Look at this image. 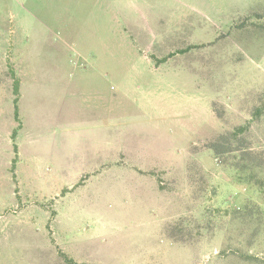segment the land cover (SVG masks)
Segmentation results:
<instances>
[{
    "label": "rangeland",
    "instance_id": "1",
    "mask_svg": "<svg viewBox=\"0 0 264 264\" xmlns=\"http://www.w3.org/2000/svg\"><path fill=\"white\" fill-rule=\"evenodd\" d=\"M263 177L264 0H0V264H264Z\"/></svg>",
    "mask_w": 264,
    "mask_h": 264
},
{
    "label": "crops",
    "instance_id": "2",
    "mask_svg": "<svg viewBox=\"0 0 264 264\" xmlns=\"http://www.w3.org/2000/svg\"><path fill=\"white\" fill-rule=\"evenodd\" d=\"M22 89V87H20V90ZM19 102H20V97L19 98H17V103H16V105H15V118H16V120H18V116H19V113H18V109H19V106H18V104H19ZM17 106V107H16ZM64 120H65V122L68 124L69 123V125H70V130H71V126L76 130V128H78L79 127V123L77 122V121H79L78 120V116H77V114L74 112V110L72 111V109L70 108L69 109V105H68V109L66 108V112H64ZM78 124V125H77ZM69 132L70 131H66V133L67 134H65L64 135V138L66 137V140H65V142H66V144H69L70 145V138H71V134H69ZM17 134V133H16ZM14 135H15V133L13 132V134H12V137H14ZM9 140V143H10V141L12 142V139L11 138H9L8 139ZM63 141H64V139H63ZM19 155H20V149H19V146L17 145V144H14V142H13V153H11V155H10V157H11V159H16V165H17V163L19 162V159H20V157H19ZM63 163L61 164L60 162L58 163V168L61 170H65V163H64V160L62 161ZM9 163V162H8ZM11 163H9V165H10ZM135 168V167H134ZM17 171V169L15 170V172ZM135 171L138 173V172H141L142 170H140V169H137V168H135ZM64 172V171H63ZM60 173H62V172H60ZM54 178L55 177H53V180H54ZM61 187H63V192H64V190H67L68 188H66V186L65 185H63V186H61ZM60 187V188H61Z\"/></svg>",
    "mask_w": 264,
    "mask_h": 264
},
{
    "label": "trees",
    "instance_id": "3",
    "mask_svg": "<svg viewBox=\"0 0 264 264\" xmlns=\"http://www.w3.org/2000/svg\"><path fill=\"white\" fill-rule=\"evenodd\" d=\"M18 93V90L16 89V94ZM15 103H17V98L15 99ZM17 107V106H16ZM247 127L245 126H240L238 128H236V130H234L233 132L227 133V134H222L218 140H216L215 142L212 143V145H210V148L214 151L216 157L221 156V154L224 153H229V152H236L235 150L232 149H221L222 148V144L219 143V141L221 140H225L228 138V136H232V135H236L239 132H243L244 130H246ZM238 150V149H237ZM260 186L264 188V177L263 178H259Z\"/></svg>",
    "mask_w": 264,
    "mask_h": 264
}]
</instances>
